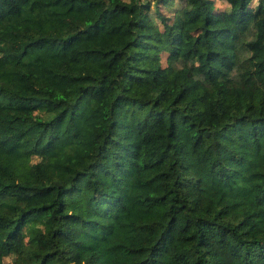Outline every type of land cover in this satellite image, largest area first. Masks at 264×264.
Returning a JSON list of instances; mask_svg holds the SVG:
<instances>
[{"label": "trees", "instance_id": "obj_1", "mask_svg": "<svg viewBox=\"0 0 264 264\" xmlns=\"http://www.w3.org/2000/svg\"><path fill=\"white\" fill-rule=\"evenodd\" d=\"M263 79L264 0H0V140L69 139L0 151V264H264Z\"/></svg>", "mask_w": 264, "mask_h": 264}, {"label": "rangeland", "instance_id": "obj_2", "mask_svg": "<svg viewBox=\"0 0 264 264\" xmlns=\"http://www.w3.org/2000/svg\"><path fill=\"white\" fill-rule=\"evenodd\" d=\"M256 1H253V4ZM224 6L223 1H215L210 4L211 9L222 8ZM160 27L162 22L159 20ZM244 93L249 106L252 111L257 109L260 105L264 108V79L262 81L248 82L244 86ZM99 97L96 94L88 93L82 99L80 109L89 112L88 119L92 120V114L99 109ZM81 138L83 143H87L86 132L83 130ZM69 143V139L63 134H57L50 136L40 143L32 147H22L16 142L0 140V151H6L15 155H28L33 162L38 165L39 170L43 174H51L53 171V165L59 154L61 153L64 145ZM74 162L77 166H80L81 162L85 159L84 154L75 150L73 152ZM4 246L2 244V236H0V253H4Z\"/></svg>", "mask_w": 264, "mask_h": 264}]
</instances>
